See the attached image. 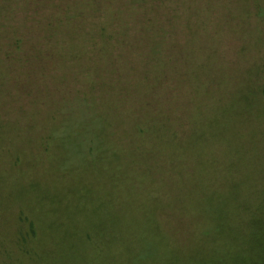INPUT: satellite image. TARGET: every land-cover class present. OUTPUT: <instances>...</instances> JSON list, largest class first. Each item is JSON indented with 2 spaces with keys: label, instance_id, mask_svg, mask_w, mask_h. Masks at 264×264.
I'll list each match as a JSON object with an SVG mask.
<instances>
[{
  "label": "rangeland",
  "instance_id": "rangeland-1",
  "mask_svg": "<svg viewBox=\"0 0 264 264\" xmlns=\"http://www.w3.org/2000/svg\"><path fill=\"white\" fill-rule=\"evenodd\" d=\"M262 5L0 0V264H28L31 220L34 264H183L264 230Z\"/></svg>",
  "mask_w": 264,
  "mask_h": 264
},
{
  "label": "trees",
  "instance_id": "trees-1",
  "mask_svg": "<svg viewBox=\"0 0 264 264\" xmlns=\"http://www.w3.org/2000/svg\"><path fill=\"white\" fill-rule=\"evenodd\" d=\"M262 1V15L264 16V0ZM111 34L112 33H110L109 35ZM113 37L116 38V36L114 35L108 37L109 42H113ZM171 177L168 178L169 180H167V190L165 189L164 191V189H162L159 191V194L162 196L163 200L166 199L172 192V188L168 186V184L172 180ZM185 188L188 187L186 186ZM185 190H183L182 192V200L184 199V202L187 205L186 201H189V199L192 198L191 196L185 198L186 194L183 195ZM154 196L155 192H153L150 196V200H153ZM163 204L164 203H162V205ZM33 223L34 221L31 220L28 224L29 226L27 225V227H19L16 241L13 243V245L15 244V250L17 251L19 256L21 255L22 257H24L27 260L28 264H34L32 262V259L36 256L37 253L41 252L39 250V247L41 245H39V242L37 241L38 239L36 237L37 230L35 227H33ZM79 227L80 226L77 222L72 221L66 224V228L63 229L62 227L61 229H63L64 235L71 234L73 235V237H75L74 240L85 237L87 239V243L91 244L92 237L88 233H85L84 235V233L80 231ZM48 238L52 240L51 242H49L51 246L57 244V240L53 239L54 237L52 238L48 236ZM213 239L214 237L211 238L208 242L210 243ZM208 245L209 244H203V250L200 252H196L192 257L186 258L183 261V264H264V230L259 231L256 234L254 233V235L250 238L236 239L233 240V242L226 243L224 249H219L216 245L213 252L210 250L209 252L204 251L205 247ZM34 246L36 248H33ZM10 250L11 249H6L5 246L0 242V256L2 255L6 258L7 255L10 254ZM75 251L77 250L75 249ZM64 253L66 254V252Z\"/></svg>",
  "mask_w": 264,
  "mask_h": 264
}]
</instances>
